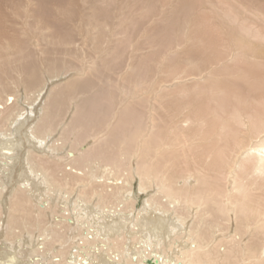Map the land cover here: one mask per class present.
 I'll list each match as a JSON object with an SVG mask.
<instances>
[{
	"label": "rangeland",
	"instance_id": "374dc122",
	"mask_svg": "<svg viewBox=\"0 0 264 264\" xmlns=\"http://www.w3.org/2000/svg\"><path fill=\"white\" fill-rule=\"evenodd\" d=\"M251 42L264 47V0H0V114L25 107L21 101L52 78L43 97L53 123L63 120L53 146L84 141L77 162L97 157L120 168L122 179L141 173L134 187L151 171L164 183L158 192L191 172L199 178L189 183L192 194L208 187L220 202L229 183V175L218 172L220 160L245 131L243 121L264 119V56H254ZM46 159L52 176L64 175L63 163ZM249 198L252 207L264 203ZM222 208L210 213L218 219L208 237L217 262L264 264V253L244 262L228 256L232 243L242 254L264 238L253 219L264 207L251 208L249 216L236 210L231 228L241 230L247 216L254 220L236 237L232 230L221 234L229 224ZM207 221L196 226L205 236Z\"/></svg>",
	"mask_w": 264,
	"mask_h": 264
},
{
	"label": "bare ground",
	"instance_id": "6f19581e",
	"mask_svg": "<svg viewBox=\"0 0 264 264\" xmlns=\"http://www.w3.org/2000/svg\"><path fill=\"white\" fill-rule=\"evenodd\" d=\"M253 43L257 48L254 56H264V47ZM53 81L47 78L29 102L21 101L25 107L0 114V264H148V259L154 264H219L214 242L208 243L218 225L211 211L221 204L229 222L221 234L232 230L236 237L248 232L253 224L247 212L264 207V203L252 207L249 198H264V119L257 124L243 121L245 131L234 136L227 160H220L219 174L229 175L223 194L218 195L221 203L212 198L216 194L211 195L207 186L204 194L199 190L192 194L194 187L189 183L199 178L191 172L172 178L167 190L158 192L164 183L161 179L157 183L151 171L134 187L132 180L142 175L132 166L133 172L122 179L120 168L97 157L87 155L77 162L84 141L69 145L65 139L58 147L53 146L52 133L63 122L53 123V114L43 97ZM73 101L69 100L70 105ZM137 151L132 152L131 160ZM242 156L252 158L247 168L242 167ZM46 157L63 163L62 167L54 164L61 167L63 176L51 175L53 167L44 163ZM48 172L51 177L45 176ZM180 181L184 185L172 186ZM110 185L115 187L108 191ZM189 190L191 193H183ZM141 194L146 197L138 205ZM237 209L248 215L241 230L231 228L230 218ZM193 215L196 222L190 224L187 218ZM209 216L212 218L207 221ZM255 217L254 223L260 222L264 234V210H258ZM206 221L210 229L205 236L197 227ZM235 245L229 246L228 256L239 262L264 253V238L242 254L233 250Z\"/></svg>",
	"mask_w": 264,
	"mask_h": 264
},
{
	"label": "water",
	"instance_id": "95a60500",
	"mask_svg": "<svg viewBox=\"0 0 264 264\" xmlns=\"http://www.w3.org/2000/svg\"><path fill=\"white\" fill-rule=\"evenodd\" d=\"M147 263H148V264H154L153 261L150 260V259L147 260Z\"/></svg>",
	"mask_w": 264,
	"mask_h": 264
}]
</instances>
